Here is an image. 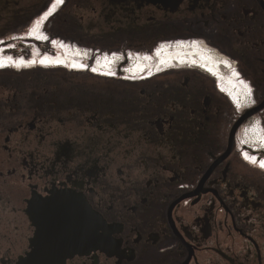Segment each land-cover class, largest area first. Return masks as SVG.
I'll use <instances>...</instances> for the list:
<instances>
[{
  "label": "flooded vegetation",
  "instance_id": "flooded-vegetation-1",
  "mask_svg": "<svg viewBox=\"0 0 264 264\" xmlns=\"http://www.w3.org/2000/svg\"><path fill=\"white\" fill-rule=\"evenodd\" d=\"M51 1L0 0V43L30 47L12 58ZM61 1L56 37L168 44L114 84L0 73V264L55 232L76 245L62 264H264V0ZM66 49L15 66L82 69Z\"/></svg>",
  "mask_w": 264,
  "mask_h": 264
},
{
  "label": "rangeland",
  "instance_id": "rangeland-1",
  "mask_svg": "<svg viewBox=\"0 0 264 264\" xmlns=\"http://www.w3.org/2000/svg\"><path fill=\"white\" fill-rule=\"evenodd\" d=\"M55 1L56 0H52L51 1V3L46 8V10L39 17V19L36 20V22L32 25V27L26 33V35L28 36V33L30 32V30L35 28L36 25L40 24V26H41V24H44L43 25L44 26V32L49 35L48 36L49 37L48 40H45V38H46L45 35L46 34L44 35V38H42V39H37V38H33L32 37L31 39H33L32 42H34V45H32V42H30V44H31V51H30L31 56L29 58H23V57H17V58H23L25 60H28V59H31V58H38L39 56L41 57L43 55H54V54H57L59 52L64 53L65 52L64 50H67L66 48H68V47H69L68 49H72V48L77 47L80 50L81 49L82 50H86L87 51V55H89V54L91 55V56H88V59L91 57V59L89 61H87L85 59V63L87 65V68L85 70H81V69H73V68H70V67H67V66L66 67H48V66L33 65L34 67L30 66V67H27V68H23V67L20 68V67H16V66H11V67H6V68H1L0 69V73L1 72H4V73L6 72V74H8V75H15V74L20 75V74H22V72H24V73L27 72L26 74H30L32 72L31 74H35V73H40V72L42 73V72H45V71H49V72L53 71V72H56L57 74H60V75L62 74L64 76H66V79H68V80H72L73 79V80L85 81V83H87V84H89L91 86L99 85V84H101V85L102 84H109L111 82L114 84V83H116L117 80H119V79L121 80V78H123V77L118 75L119 73H116L115 75H106L105 77L102 76L103 78L102 77H97L96 76L97 73L95 74V73H93L91 71L92 70L91 67L93 66V59L95 61H97V59L103 58L104 55L109 56L110 54H112L114 52L118 53V54L114 55V56H116L115 58H114V56H112L110 58V59L113 60L112 61V66H111L112 71H113L114 65H117L116 61L119 59L118 58L120 56L119 54H122V53H119V52H121L119 50L126 48L125 51H127L126 55L128 56V60H127V62L122 61L124 63L121 66L122 67L121 68L122 71L121 70H119V71H121V75L124 74V75H128L129 77H134V76L129 75L130 73L128 72L129 71L128 67H130L131 64H132V60L129 59V57H130L129 55H131L132 58H135V53H137L138 55H140V54L144 55V54L149 53V55H150V53H154V51L158 47H160L161 45L168 44L166 42H162V43L158 44L157 46H154L153 48L151 47L152 50H150V51L148 50L150 47H146V46H143V47L140 46L136 50H131V49H129L130 48L129 46L124 47V46L114 45V46H102L100 48V47L94 46V45L91 46V45H85V44H82V43H78L76 41H73L70 38H64L63 39L61 37H56L58 33H62L63 32L62 28L59 27V26H61V24H59V19H57V18L53 19L54 21H52V23H50L49 21L47 22V18H46L45 20H43V23H41L42 22L41 18L44 16V14L46 12H48L47 10L51 9L50 6H53ZM63 2H64V0H62L60 2V4L57 6V8H55V12L57 11V9L62 7ZM52 13L54 14V12H52ZM38 31H40V27L38 28ZM65 32H68V31H65ZM69 33H70V31H69ZM193 41H196V40H192L190 42H193ZM29 48L30 47H25L24 43L21 42V41H17L14 44L11 41L10 42H1L0 43V49L3 50V52H2L3 56H8L9 54H7V53H11V52H16V53L19 52L20 53L21 51H26L25 55L28 56V52H27L28 50L27 49H29ZM14 59H16V58H14ZM123 59L124 58H120V61L123 60ZM231 62H232L233 65H235L233 60H231ZM88 64L91 65V66H89ZM109 65L110 64L108 63V66ZM227 71L229 72V74L232 72L230 69H227ZM115 72H117V71H115ZM99 76H101V75H99ZM237 76H238V74H237ZM235 78H236V76H235ZM238 78H239V76H238ZM127 79H129V78H127ZM243 80L246 81L247 79L244 78ZM222 94L223 95H227L229 97V95L224 93L223 91H222ZM248 95H250L251 98H252V89H250L248 91ZM229 99L231 100L230 97H229ZM252 102H253V98H252ZM256 129L259 131L258 128H256Z\"/></svg>",
  "mask_w": 264,
  "mask_h": 264
},
{
  "label": "water",
  "instance_id": "water-1",
  "mask_svg": "<svg viewBox=\"0 0 264 264\" xmlns=\"http://www.w3.org/2000/svg\"><path fill=\"white\" fill-rule=\"evenodd\" d=\"M264 106L263 102L255 108H250L249 114H252ZM63 199L70 201L71 196L63 194ZM85 221L87 222L88 215L92 214L87 204H84ZM41 235V232L39 233ZM64 237V238H63ZM86 245L90 235L85 232L81 235ZM76 245L67 242L64 235H58L56 232L48 233L45 240L41 244H37L31 251L26 252L24 256H21L16 264H62L67 256H71L75 251Z\"/></svg>",
  "mask_w": 264,
  "mask_h": 264
},
{
  "label": "bare ground",
  "instance_id": "bare-ground-1",
  "mask_svg": "<svg viewBox=\"0 0 264 264\" xmlns=\"http://www.w3.org/2000/svg\"><path fill=\"white\" fill-rule=\"evenodd\" d=\"M32 36L33 37H36L37 39H42V38H44V34H42V33H40V31H38L37 30V28H36V31H34V33H32ZM69 48V47H68ZM85 54H87V51L86 50H82ZM112 56H114V55H109V56H107V55H104V57L103 58H111ZM212 56V55H211ZM213 57V56H212ZM103 58H101V59H103ZM141 58H143L141 55H135V58H132L131 56L129 57V59H131L132 60V64H131V66L130 67H128V70H131L132 71V73H136V72H138V71H135V67H136V61H139ZM18 59H20V58H16V59H14V58H12L11 56H3L2 55V53L0 52V63H2V64H0V69L1 68H6V67H11V66H15V62H17V60ZM100 59V60H101ZM144 60V59H143ZM209 61V60H208ZM82 62V69L81 70H85L86 68H87V65H86V63H85V60H83V61H81ZM98 62V61H97ZM4 63L5 64H7V65H4ZM209 63V62H208ZM96 64V63H95ZM91 69V68H90ZM112 69V68H111ZM98 70V69H97ZM91 71H94V73H97V74H103V73H106V72H101V73H99L98 71L97 72H95L96 71V69H94V68H92V70ZM133 75H137V73L136 74H133Z\"/></svg>",
  "mask_w": 264,
  "mask_h": 264
},
{
  "label": "built area",
  "instance_id": "built-area-1",
  "mask_svg": "<svg viewBox=\"0 0 264 264\" xmlns=\"http://www.w3.org/2000/svg\"><path fill=\"white\" fill-rule=\"evenodd\" d=\"M43 17H44V16H43ZM41 23H42V22H41ZM43 25H44V24H41V26H40V30H42V29H43V27H42ZM44 33H45V32H44ZM45 34H46V33H45ZM45 36H46V38H45V39L49 38V37H48V36H49L48 34H46ZM119 53H120V52H119ZM135 55H138V54H137V53H135ZM233 67L235 68V65H234ZM128 72L130 73V75H131V74H136V73H137V75H139V73H141V74H142V72H143V71H138V72H136V73H135V72H134V73H132V71H131V70H129ZM137 75H136V76H137ZM131 76H132V75H131ZM133 76H135V75H133ZM238 76H239V74H238ZM239 78H240V76H239Z\"/></svg>",
  "mask_w": 264,
  "mask_h": 264
}]
</instances>
